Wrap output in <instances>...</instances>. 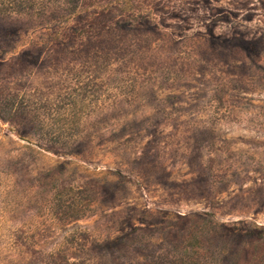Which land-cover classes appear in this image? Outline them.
Masks as SVG:
<instances>
[{
	"label": "rangeland",
	"instance_id": "374dc122",
	"mask_svg": "<svg viewBox=\"0 0 264 264\" xmlns=\"http://www.w3.org/2000/svg\"><path fill=\"white\" fill-rule=\"evenodd\" d=\"M111 1L0 20V264H264V0Z\"/></svg>",
	"mask_w": 264,
	"mask_h": 264
},
{
	"label": "trees",
	"instance_id": "16d2710c",
	"mask_svg": "<svg viewBox=\"0 0 264 264\" xmlns=\"http://www.w3.org/2000/svg\"><path fill=\"white\" fill-rule=\"evenodd\" d=\"M119 1L113 0L117 3ZM113 5L117 6L111 0H0V20L23 16V19L37 23L40 26H46V29L52 32L53 37H59L65 26L74 19L81 20L83 22L82 29L87 27L89 31L93 19L91 12L102 11L108 13ZM76 74L80 79L82 73L77 71ZM82 89L81 87L80 90ZM5 105H8V103L5 102ZM53 121L54 123L37 120L35 125L36 134L44 136V134L52 131L55 126L58 130L56 133L60 134L64 126L58 125L64 121H70L69 128L71 130H75L80 125L79 119L75 118L67 120L61 117L59 122L57 120ZM222 228L227 232H231V229L227 226H222ZM261 231H264V227L256 225L248 236ZM190 246L191 248L185 247L179 250L173 247L172 254H168L166 258L162 259L160 263L157 262V264H223L224 255L221 247H212L210 253L206 247L197 246L194 248L192 245ZM48 261L50 264H70L67 260H62L61 254L58 253L51 255Z\"/></svg>",
	"mask_w": 264,
	"mask_h": 264
}]
</instances>
